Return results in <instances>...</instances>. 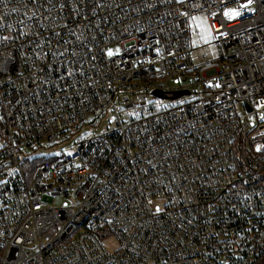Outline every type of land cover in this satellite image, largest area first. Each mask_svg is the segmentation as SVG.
<instances>
[{"label":"built area","instance_id":"1","mask_svg":"<svg viewBox=\"0 0 264 264\" xmlns=\"http://www.w3.org/2000/svg\"><path fill=\"white\" fill-rule=\"evenodd\" d=\"M245 3L0 0V264H264V0ZM61 139L76 153L45 156Z\"/></svg>","mask_w":264,"mask_h":264},{"label":"rangeland","instance_id":"2","mask_svg":"<svg viewBox=\"0 0 264 264\" xmlns=\"http://www.w3.org/2000/svg\"><path fill=\"white\" fill-rule=\"evenodd\" d=\"M231 9H235V8H231ZM242 12V11H240ZM193 30H198L200 31V37H201V41L199 40L198 36H195V47H198L199 45H201V42L204 44H209L206 48L205 51H200L199 54L203 55V52H206L208 54L209 59H213L218 57V51L216 50V48L214 47V45H211V43L213 42V36L210 30V23L208 20L207 15L205 14H200L198 16H196L195 18L192 19L191 21ZM121 49L120 45H114L111 46L107 49V51L112 50L113 54L119 52ZM195 58H196V62L198 63L200 60L198 58V53H195ZM203 88L200 85H196L192 88V92L193 93H198V95L202 94ZM264 114V113H263ZM120 117L124 122H130L131 118L136 117V111L132 108L126 109L124 107L121 108L120 111ZM252 121L257 122V117L253 116L251 118ZM116 118H110L109 120L106 121V123H104V125H102L100 128L96 129L93 127H87L84 132L86 133H90V134H94V133H100L102 131H105L108 127L116 124ZM63 139L60 140V144H57L54 146V148H52L50 151L48 152H44L45 156H53V155H73L76 153V147L74 145V140L70 139V143H66V142H62L61 141ZM72 140V141H71ZM4 181V177L0 174V184ZM64 201V199H58L53 203V206L56 205H60L62 202ZM156 205L161 204V202L159 200H155ZM116 240L111 239L107 242L108 247L113 248L114 246H116Z\"/></svg>","mask_w":264,"mask_h":264},{"label":"snow or ice","instance_id":"3","mask_svg":"<svg viewBox=\"0 0 264 264\" xmlns=\"http://www.w3.org/2000/svg\"><path fill=\"white\" fill-rule=\"evenodd\" d=\"M178 2H179V0H178ZM252 4H253V0H247V3L243 4L242 8L248 9V11H250V12H254L255 9L253 7H251ZM225 15L229 19H234L236 17H239L241 15V12L236 10V9H229V10H227L225 12ZM108 55L109 56L113 55V51L109 50L108 51ZM0 119H3V117H0ZM260 119L264 120V114L261 115ZM256 150L257 151H261V147L258 145ZM149 203H151V201H149ZM155 211H156V213H160L162 211V209H161V207L159 205H157L156 208H155ZM109 222H111V221H109Z\"/></svg>","mask_w":264,"mask_h":264},{"label":"water","instance_id":"4","mask_svg":"<svg viewBox=\"0 0 264 264\" xmlns=\"http://www.w3.org/2000/svg\"><path fill=\"white\" fill-rule=\"evenodd\" d=\"M155 96H157L158 98H167L166 95H164L162 92L160 91H154L153 93ZM189 94V91H183V92H175L173 95H172V99H176V98H179L183 95H187ZM250 109V108H249Z\"/></svg>","mask_w":264,"mask_h":264},{"label":"trees","instance_id":"5","mask_svg":"<svg viewBox=\"0 0 264 264\" xmlns=\"http://www.w3.org/2000/svg\"><path fill=\"white\" fill-rule=\"evenodd\" d=\"M40 162H41V161H37V162H35V165L38 164V163H40Z\"/></svg>","mask_w":264,"mask_h":264}]
</instances>
